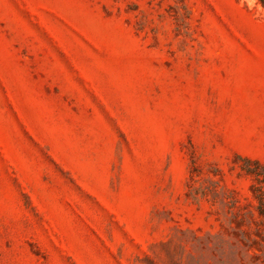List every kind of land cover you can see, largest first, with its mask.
Wrapping results in <instances>:
<instances>
[{
  "label": "rangeland",
  "instance_id": "rangeland-1",
  "mask_svg": "<svg viewBox=\"0 0 264 264\" xmlns=\"http://www.w3.org/2000/svg\"><path fill=\"white\" fill-rule=\"evenodd\" d=\"M258 177L264 0H0V264H264Z\"/></svg>",
  "mask_w": 264,
  "mask_h": 264
},
{
  "label": "trees",
  "instance_id": "trees-1",
  "mask_svg": "<svg viewBox=\"0 0 264 264\" xmlns=\"http://www.w3.org/2000/svg\"><path fill=\"white\" fill-rule=\"evenodd\" d=\"M259 174V173H258ZM258 180L261 182V183H264V177L261 178V177H258ZM259 200H260V205H259V209L264 212V191L263 193H261L259 195Z\"/></svg>",
  "mask_w": 264,
  "mask_h": 264
}]
</instances>
